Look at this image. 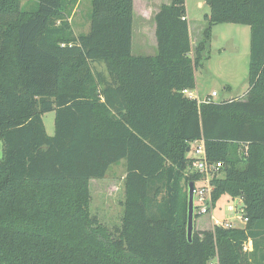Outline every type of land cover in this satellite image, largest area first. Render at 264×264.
Here are the masks:
<instances>
[{
  "label": "trees",
  "instance_id": "16d2710c",
  "mask_svg": "<svg viewBox=\"0 0 264 264\" xmlns=\"http://www.w3.org/2000/svg\"><path fill=\"white\" fill-rule=\"evenodd\" d=\"M205 2L193 57L185 0L156 13L154 56L132 54L134 0H92L90 30L78 37L65 21L78 0L28 9L0 0V264H264V0ZM221 23L251 28L249 89L199 103L183 90H195ZM200 139L223 164L213 205L240 197L246 225L215 224L189 241L188 184L198 174L187 149ZM122 161L114 233L91 212L90 181Z\"/></svg>",
  "mask_w": 264,
  "mask_h": 264
},
{
  "label": "rangeland",
  "instance_id": "374dc122",
  "mask_svg": "<svg viewBox=\"0 0 264 264\" xmlns=\"http://www.w3.org/2000/svg\"><path fill=\"white\" fill-rule=\"evenodd\" d=\"M35 1L22 0V4L28 9L33 6ZM148 1L134 0L133 55H143L141 50L143 38H139V25L143 20L142 15L145 13L144 5L154 0ZM186 5L190 13V23L197 26L202 24L207 27L205 15L209 12L210 7L205 0H186ZM201 5L202 7H200ZM91 12L92 0H78L70 16L65 18L75 37L89 32ZM61 22L62 20H57L56 24L60 25ZM243 26L234 23L213 26L211 40L207 47V55L210 58L204 61L203 71L201 69L197 70L196 76L201 100L212 95L214 91L217 92V95L213 97L215 102L230 98L243 99L246 95L249 89L250 60L247 58L246 53L251 49V31L249 28L247 34L245 26ZM195 28L196 26H194ZM93 66L95 69L105 70L103 63H95ZM228 85H230V89L226 88ZM43 120L48 134L53 135L55 132V111L44 114ZM242 153L246 155V147L242 148ZM2 157L3 142L0 139V161ZM114 171L113 175L110 172V176L105 179L93 180L90 183V189L92 214L99 219L101 224L115 233L122 225V202L124 199L123 185L115 174H121L124 170L118 166ZM243 207L244 203L240 197L232 198L229 194H223L210 213L195 217L194 231L201 232L213 229L216 224L215 219L219 221L218 224L226 225L228 223L234 227L243 228L246 225V221L243 220ZM225 220L228 222H225ZM253 250L252 241L247 242L243 248L246 255ZM210 264L218 263L217 260H213Z\"/></svg>",
  "mask_w": 264,
  "mask_h": 264
},
{
  "label": "built area",
  "instance_id": "2783aa9c",
  "mask_svg": "<svg viewBox=\"0 0 264 264\" xmlns=\"http://www.w3.org/2000/svg\"><path fill=\"white\" fill-rule=\"evenodd\" d=\"M183 93L190 99H196L199 103L211 102L213 97L217 95V92H213L212 95L207 96L201 100L198 92L194 90L185 89ZM188 157L191 160V166L189 168L190 173L198 174L194 183V204L195 213L197 215H205L211 212L214 208L213 205V179L219 176L220 169L223 166L222 162L211 161L208 158L205 142L203 139L196 140L190 144V151ZM189 174V173H188ZM213 218V216H212ZM243 220L246 221L245 218ZM216 225L224 227H234L232 224H218L219 221L215 219ZM225 222H228L225 220Z\"/></svg>",
  "mask_w": 264,
  "mask_h": 264
},
{
  "label": "crops",
  "instance_id": "0c3cea01",
  "mask_svg": "<svg viewBox=\"0 0 264 264\" xmlns=\"http://www.w3.org/2000/svg\"><path fill=\"white\" fill-rule=\"evenodd\" d=\"M150 1V0H149ZM148 1V2H149ZM152 1V0H151ZM147 2V1H146ZM171 2V0H157L155 2L152 1L151 3H148L147 5H144V11L145 13L142 15V22L141 24L139 25L140 28H139V38H143L142 40V44L143 46L142 47V54H146V55H150V56H154L157 54V38H156V23H155V15L156 13L159 11L160 7L163 5V4H169ZM155 3V4H154ZM185 4H186V0H185ZM202 7V5L200 6ZM186 9H187V20H188V23H189V31H190V38H191V47H192V51H191V55L194 57V49L195 47L197 46V44L202 40L203 38V33H204V30L207 28L206 26L204 27V25L202 24H199L198 26L196 24L192 25L190 23V13L188 11V7L186 5ZM135 12V11H134ZM210 13V10L209 12ZM135 14V13H134ZM207 22V21H206ZM208 25V22L205 23ZM223 24V23H221ZM217 25V24H216ZM236 25H239V24H236ZM194 26H196V28L194 29ZM245 26V27H244ZM243 27L246 29L247 31V34H248V30L250 28V26L248 25H244ZM212 30H213V27H212ZM250 31H251V28H250ZM212 33V32H211ZM212 36V35H211ZM250 51L246 53V56L247 58L250 59V55H251V49H249ZM149 52V53H147ZM208 51H206L204 53V56H205V60L207 58H210L208 55H207ZM137 56H141V55H137ZM239 56V55H238ZM204 60V61H205ZM204 61L202 62V64L198 67L197 70L201 69L203 71V68L205 67L204 66ZM250 62V60H249ZM197 70H195V79H196V88H195V91L198 92L199 94V89H198V84H197ZM230 85H228L226 88L227 89H230L229 87ZM44 116V115H43ZM122 167L123 168V172L121 174H115L118 178V180H120V183L123 185V188H124V177H125V168H124V162H120L118 164H115L113 165L109 171H108V174L106 176L109 177L110 176V172L111 174L113 175V171L118 167ZM115 172V171H114ZM111 175V177H112ZM105 179V178H104ZM93 180H101V179H92L90 181V183L93 181ZM124 191V199H125V189H123ZM124 199H123V202H124ZM123 202H122V211L124 213V206H123ZM123 217V216H122Z\"/></svg>",
  "mask_w": 264,
  "mask_h": 264
},
{
  "label": "water",
  "instance_id": "95a60500",
  "mask_svg": "<svg viewBox=\"0 0 264 264\" xmlns=\"http://www.w3.org/2000/svg\"><path fill=\"white\" fill-rule=\"evenodd\" d=\"M187 151H190L188 147ZM195 204H194V183L191 181L188 184V218H187V236L189 241H192L195 221Z\"/></svg>",
  "mask_w": 264,
  "mask_h": 264
}]
</instances>
